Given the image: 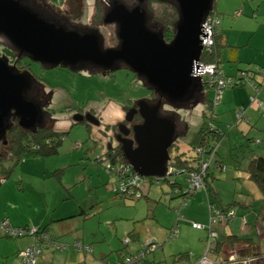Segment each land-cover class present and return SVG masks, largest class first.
<instances>
[{
    "label": "rangeland",
    "instance_id": "1",
    "mask_svg": "<svg viewBox=\"0 0 264 264\" xmlns=\"http://www.w3.org/2000/svg\"><path fill=\"white\" fill-rule=\"evenodd\" d=\"M44 1L59 7L65 5L63 0ZM83 1L86 19H89L96 0ZM216 16L225 46L220 64L204 62L218 64L227 78L235 80L245 73L247 77L254 74L259 83L264 81V0H218ZM98 28L105 47L118 44L115 26ZM0 41L6 43L2 36ZM228 45L240 47L238 61L232 62ZM1 51L12 53L6 48ZM22 62L30 64L32 73L52 92V126L61 133L62 144L57 153L49 156L31 155L17 164L6 160L11 172L0 185V219L11 218L12 225L29 230L50 226L49 230L59 242L73 244L81 240L92 248V251H80L74 246L62 251L45 248V257L38 264H120L126 254L151 241L163 245L147 256L146 264H187L186 259L176 261V255L189 252L198 259L206 251L209 229H195L192 223L210 226V203L218 208L222 204H234L238 209V217L228 228L213 225L219 240L227 238L230 227L232 232L241 233L245 229L246 237L259 242L264 253V197L247 175L250 159L255 155L264 156V106L259 103L264 101V88L256 90L250 81L228 87L213 105L216 92L207 85L208 76H205L201 78L205 90L201 101L196 103L200 100L197 95L186 100L187 106H164L165 110L177 114L180 126L176 144L171 148L172 157L178 154L187 159L198 157L196 149L202 147L199 131L210 117L213 125L226 134L209 169L213 180H209L208 190L212 195L202 190L189 196V203L182 210L184 218L179 219L176 208L183 199H172V189L167 183H153L154 177L159 176L145 177L147 183L153 184H144L143 191L147 190L148 194L137 200L120 198L116 193L119 180L109 173L112 162L107 151L110 144H115L116 137L113 130H106V125L122 121L128 105L150 95L151 90L139 77L125 68L103 74L44 67L29 58ZM253 97L257 101L253 102ZM243 102L252 109L246 108V111L241 106ZM81 108L96 111L101 125H93L89 132L86 124L76 123L74 117ZM241 111L243 119L239 118ZM207 144V149L202 147L204 151L213 152L215 147ZM217 163L223 165V169L215 167ZM249 205L253 208L243 207ZM82 210L86 217L81 215ZM59 214L73 217L63 221L66 223L53 222ZM244 216L249 222L247 226L241 222ZM177 223L181 224L179 236L167 242ZM62 225L70 228L64 229ZM5 237L0 238V264H23L16 253L17 246L29 236ZM224 249L225 253L220 251V256L225 255L227 261L211 255L219 264L253 263L238 255V247L232 250L224 246Z\"/></svg>",
    "mask_w": 264,
    "mask_h": 264
},
{
    "label": "water",
    "instance_id": "2",
    "mask_svg": "<svg viewBox=\"0 0 264 264\" xmlns=\"http://www.w3.org/2000/svg\"><path fill=\"white\" fill-rule=\"evenodd\" d=\"M173 1L179 20L170 42L164 39L161 26L151 24L147 0H109L103 22L116 25L118 44L114 47H105L98 29L80 31L55 24L25 0H0V36L19 51V59L27 56L51 68L78 69L88 64L82 67L99 68L103 74L127 68L174 108L187 106L188 98L203 91L201 77L193 73L203 52L202 25L214 12L216 0ZM17 69L6 54L0 53V141L4 143L12 130L11 116L19 119L22 128L36 131L45 110L26 93L31 85L30 72ZM160 104L141 102L144 123L134 128V139H122L126 160L143 177L167 174L170 150L178 137L176 122L159 114Z\"/></svg>",
    "mask_w": 264,
    "mask_h": 264
},
{
    "label": "built area",
    "instance_id": "3",
    "mask_svg": "<svg viewBox=\"0 0 264 264\" xmlns=\"http://www.w3.org/2000/svg\"><path fill=\"white\" fill-rule=\"evenodd\" d=\"M220 20L216 16V14H210L205 22L202 25V35L201 41L203 46L202 56L199 62L195 64L193 75L199 76L201 78H207V85L211 86L210 88L215 89L216 97L214 100V104L219 102L221 93L228 87H235L241 84H245V82L250 81L249 83L253 86L254 89L260 90V87L253 81L255 75H251L247 77L245 73H242L241 77H236L235 80L232 78H227L224 74V71L220 68V66L216 63H205L202 57L205 54L213 53V50L216 45V36L220 32ZM262 75L264 77V71H262ZM252 101H257L256 98H252ZM264 106V101L259 102ZM243 112L239 113V118L243 119ZM211 131H216L220 135H223L219 129L213 125L210 126ZM231 128V126H230ZM220 143H215L213 147L215 149L213 152L208 150V154L202 147H197V161H195L193 168H184L177 167L175 165H170L169 170L166 175L160 177H154L153 183L161 185L167 183L171 189L173 194L183 195V202L178 208L179 211V219L184 218L182 214V210L189 203V196L194 195L196 192L201 190H206L205 178L208 176L209 169L213 164L211 161L216 158V153L218 150V146ZM217 168H222L223 165L217 163L214 164ZM109 173L111 175L116 176L119 180L118 190L120 194H131L136 199H141L143 197L142 185L148 182L147 178L138 175L130 164H120L118 166H112L109 169ZM210 207V226H205L197 222H193L192 226L195 229H209V237L207 239V249L202 254V256L198 259V261H194L191 264H219L213 260L211 257L212 254H215V250L217 247V232L213 229V225H225L229 222L233 221L237 216V211L235 208L230 209H222L214 206L213 204H209ZM244 223H248L247 219H243ZM179 227L178 223L175 227H173L170 231V235L167 239L168 242H172L179 236ZM0 230L5 234L12 237H23L27 234L35 235V243L33 246L27 248L23 252V260L25 264H35L36 259L41 255L42 248L44 246H53L57 249H64L67 247L66 244H61L58 241H55L54 238L47 234L43 233L39 237L36 234H40L38 228H33L31 230L23 229L20 227H16L11 224V222L7 219H0ZM126 243H129V240H126ZM163 244L156 242L145 243L141 246V249L134 253L126 256L122 264H142L143 259L147 256L148 253L156 251ZM74 246L78 250L84 251H92V248L89 245H84L81 241L74 242Z\"/></svg>",
    "mask_w": 264,
    "mask_h": 264
},
{
    "label": "flooded vegetation",
    "instance_id": "4",
    "mask_svg": "<svg viewBox=\"0 0 264 264\" xmlns=\"http://www.w3.org/2000/svg\"><path fill=\"white\" fill-rule=\"evenodd\" d=\"M26 3L35 11L43 13L45 18L55 24L58 25H65L69 27L70 29L77 28L80 31L84 30H89V29H99L98 27L104 26V13H105V8L109 2V0H102L104 1L105 8H104V13L102 12V19L100 24L97 25L96 20H95V15L97 13V1L94 5L93 13L91 16H89V19H86L85 13L86 9L84 6V1L83 0H63V5L62 7L52 5L51 3L44 1V0H25ZM102 2L100 7H102ZM153 21V20H152ZM151 24L154 26H159L158 23L152 22ZM113 26L116 27L115 24H112ZM116 33V30H115ZM164 35H166L164 33ZM163 35V36H164ZM164 39L167 42H170L166 36H164ZM10 49L12 53L8 55L6 54L9 59L11 64H15L19 70H24V71H29L31 76H29L31 80V85L27 90V95L28 97L38 103L39 105H43L45 107L44 112L41 115L40 118V126L35 129L36 131H32L29 129H24L19 125V119L16 116H11V121L12 124V130L8 135V141L7 143H4V141H0V164H5L7 165L6 160H10L12 163H15L14 157L12 156V152L14 149V139L13 136L14 133L18 132L21 130L22 132L25 133H39L42 131H48L51 129L53 131H56L53 126H52V121H53V113L50 110V106L52 105V92L48 91L47 86L42 83V81L37 78L36 75L32 73L30 70V64H23V60L25 58H28L27 56L21 55V58L19 59V51L12 45L6 44L5 42L0 41V53H3L1 50L2 49ZM23 56V57H22ZM30 59V58H29ZM31 60V59H30ZM33 61V60H32ZM43 65V64H42ZM44 67H48L46 65H43ZM82 66H89L88 64L86 65H81L79 68L75 69H69L71 71H76V72H89V70H95V72L103 73V71L99 68H91L89 69L86 68L84 69ZM83 68V69H82ZM17 69V70H18ZM127 69V68H125ZM130 70V69H129ZM146 87H148L151 90L150 95L147 98L140 99V101H136L128 105L125 109V117L123 118L122 121L118 122L117 124L111 126V125H106V130H113L115 137H116V142L115 144H110L108 151H107V156L112 162V166H116L117 163L120 164H129V162L126 160L124 156V150H123V141L122 139H134L135 132L134 128L142 123H144V118L141 115V102H146V104L150 106H156L158 105L159 101H161L160 104V111L159 114L163 117H169L172 118L176 122V127H177V132H179L180 126L178 125V120H177V114L173 112V110H165L164 106H171L169 104V100L161 95L159 92L155 91L153 88H150V85L147 82H144V80H141ZM205 93V90L203 88L202 92H198V98L201 101L203 95ZM173 107V106H172ZM78 113L75 115L74 119L76 123H83L87 125V128L89 127L90 129L92 128L93 125L100 126L101 125V120L100 116L96 113V111L92 110L89 112V110L85 111L82 108L79 109ZM82 117L81 121H78V118ZM184 123V122H183ZM88 128V130H89ZM13 131V132H12ZM58 132V131H56ZM60 133V132H58ZM43 135H46V132L43 133ZM62 139V138H61ZM137 146V144H135ZM6 150V153H4ZM117 154L121 155V158L125 160H120L121 158L119 156H116ZM112 158H115V160H112ZM125 161V162H124ZM131 165V164H130ZM173 165V164H172Z\"/></svg>",
    "mask_w": 264,
    "mask_h": 264
},
{
    "label": "trees",
    "instance_id": "5",
    "mask_svg": "<svg viewBox=\"0 0 264 264\" xmlns=\"http://www.w3.org/2000/svg\"><path fill=\"white\" fill-rule=\"evenodd\" d=\"M96 1H97V13L95 15V20H96V23L98 25L101 22V19H102L101 13L102 12L104 13V8H105L106 4L102 0H96ZM126 1L129 3H133L135 0H126ZM101 2L103 3L102 4L103 8L100 7ZM216 3H217V0L215 1L214 12L211 14H216ZM146 6H147V9L152 16L151 21L153 20L152 22L158 23L159 26H161V28L163 29V34L164 33L166 34L164 36H166V38H168V40L172 41L173 38L175 37V28H176V24L179 20V10H178L176 3L173 0H147ZM224 46H225V43L223 42V36L219 32V34L216 36V45H215V48L213 50V53L205 54L202 57L203 61H205V62H216V63L220 64L221 54H222L221 50H222V47H224ZM238 49H239L238 47L229 46V54H230L232 62L237 59ZM90 72L94 73L95 70H90ZM253 81L260 88L262 87V83L260 84L259 82H257L255 80V77L253 78ZM238 86H240V85H238ZM206 90H208V89H206ZM206 102H208V100H206ZM213 105H214V103H213ZM213 121L214 120L212 119V117H210V121L203 123L201 126V129L199 131L200 146L204 147V149H207L206 148L208 145L207 142L211 143V145L213 146L216 142L220 143V141L223 139L222 136L225 135V134L220 135L219 133H216V131H211L210 126L213 125ZM214 127H216V126H214ZM216 129L217 130L219 129L221 131V129L219 127H216ZM44 132H46L45 136L43 135ZM89 132H91L90 128H89ZM11 136H13V139H14V149L12 152V156L14 157L16 164L21 159L28 157V156H31V155L32 156H49V155L55 154L58 152L59 147L62 144L61 133H58V132L53 131L51 129L49 130V132L48 131H42L39 133H25V132H22L21 130H19L18 132L14 133V135H11ZM205 151L207 154L209 153L208 150H205ZM170 153H171V150H170ZM116 156H119L121 158L120 154H117ZM112 160H115V158H112ZM120 160H125V159L121 158ZM195 161H197V158H195V157H193L191 159H185L183 154H180V155L178 154L177 156L172 157V160L170 163L175 165V166H178V167L193 168ZM10 172H11L10 166H6L4 163L0 164V185H1V182L3 180H5V176L7 174H9ZM247 174H248L249 180H251L252 182H254L257 185V187L259 188L260 192L262 193V195L264 197V156L255 155V156H253V158L250 159V163L248 164ZM210 176H211V174L209 172L208 176L204 180L205 183L208 181ZM151 184H153V183H151ZM163 184H161V185H163ZM142 192H143V196H146V195H144L145 193L143 190H142ZM116 193L120 198L136 199L131 194H125V195L120 194L118 188H117ZM182 196L183 195H180V193L179 194H173V192H172V197L182 198ZM178 208H177V211H178ZM230 208L236 209V207L234 205L233 206L230 205V206L222 208V209H230ZM82 212H84V211H82ZM83 214L86 215L85 213H83ZM3 219L9 220L8 218H3ZM66 219H70V217L66 218ZM231 222H229L228 224H225V225H229ZM247 222H248V220H247ZM46 228H48V227L38 228V231L40 234H36V235L39 237L41 234H43L46 231ZM179 229H180V227H179ZM2 234L8 238L9 237L14 238L12 236L5 235L3 232H2ZM130 234H131V236H135V233L134 234L130 233ZM34 238H36V236ZM217 243L218 244H217V247L215 250V254L217 252H220L221 246H224V245H228V247L231 249H235L238 247V249H237V251L239 252L238 255H240V256L242 255L244 260L251 258L253 263H251L249 261L247 264H264V261H261L262 258H264V253H262L260 251V249L256 246V243L250 237H244L243 238V237H240L238 235H230V236H227V238L223 241H221L217 238ZM153 253H155V251L148 253L147 256L150 254H153ZM130 254H134V253H130ZM130 254H126L124 256V258ZM147 256L143 259L142 264H146L148 262ZM190 257H191L190 253L186 252V253L177 254L175 259L176 260L186 259L189 261ZM124 258H123L122 262L124 261ZM190 263H193V261H189L187 264H190ZM242 263H243V261H242ZM223 264H228V263L223 262Z\"/></svg>",
    "mask_w": 264,
    "mask_h": 264
},
{
    "label": "crops",
    "instance_id": "6",
    "mask_svg": "<svg viewBox=\"0 0 264 264\" xmlns=\"http://www.w3.org/2000/svg\"><path fill=\"white\" fill-rule=\"evenodd\" d=\"M219 2H220V0H219ZM217 3H218V0H217ZM217 3H216V5H217ZM221 33V32H220ZM223 36V35H222ZM223 42H225V39H224V37H223ZM229 46H232V45H228V47ZM235 46V45H234ZM235 47H238V46H235ZM223 48V47H222ZM239 49H240V47H238ZM239 49H238V54H239ZM222 51V50H221ZM238 58H239V55H237V59L235 60V61H238ZM234 62V61H233ZM262 84H264V81L262 80V82H261ZM260 83V84H261ZM262 89L264 88V85H262V87H261ZM260 88V89H261ZM261 89V90H262ZM241 106H243L245 109L247 108V109H252V107H249L250 105L249 104H247V102H243L242 103V105ZM247 109H246V111H247ZM249 111V110H248ZM248 113V112H247ZM252 119V118H251ZM226 135V134H225ZM185 158V157H184ZM185 159H187V158H185ZM248 175V174H247ZM212 178V176H210L209 177V179H208V181L205 183L206 184V190L208 191L207 192V194L209 193V195L211 194V192H209V190H208V186H209V180ZM213 179H211V181H212ZM251 181V180H250ZM146 185H151V183H146L145 184V186ZM143 186V185H142ZM142 190H143V188H142ZM202 191V190H201ZM200 191V192H201ZM144 193L145 194H148V192H147V190H144ZM197 193V192H196ZM144 194V195H145ZM262 194V193H261ZM212 195V194H211ZM263 196V195H262ZM178 198V197H177ZM172 199H175V197H172ZM209 200H210V198H209ZM230 205H234V204H228V205H223L222 204V206H221V208H225V207H228V206H230ZM235 206V205H234ZM236 207V206H235ZM244 208H246V209H251V207L252 206H243ZM237 208V207H236ZM253 208V207H252ZM176 210H177V208H176ZM237 210V217H238V209H236ZM82 211H84V210H82ZM75 213V212H74ZM83 213H85L86 214V212L84 211V212H81V215H83L84 217H86V215H84ZM69 217H73V216H67V215H58V216H56V218H54L53 219V222H63L66 218H69ZM247 219V217H243V219ZM10 221H11V223H14V221H12L11 220V218H8ZM235 221V219L229 224V225H231L233 222ZM243 224H244V226H247L248 225V223H244V221H241ZM17 223V222H16ZM63 223H66V221L65 222H63ZM18 224V223H17ZM24 223H20V225H23ZM229 225H226V226H222L223 228H228L229 227ZM28 226V225H27ZM63 226V228L64 229H69L70 228V226L69 225H62ZM180 226H181V224H180ZM49 229H51L50 228V226L48 227V228H46V231L44 232V233H47V234H49V235H51L53 238H54V240L55 241H58L59 242V240H58V238L56 237V235L55 234H53L52 232H51V230H49ZM217 229V228H216ZM180 230V229H179ZM218 230V229H217ZM222 231H223V229H222ZM221 231V232H222ZM231 231V232H230ZM247 233V230H245L244 229V231L242 230L241 231V233L240 232H232V227H230V230L228 231V232H226V235L227 236H230V235H238V236H240V237H246V234ZM240 234V235H239ZM241 235H244V236H241ZM25 236H29V237H26V238H24L22 241H20L19 243H18V246H17V255H19L20 257H21V260H22V263L23 264H25L24 263V260H23V252L27 249V248H29V247H31V246H33V244L35 243V238L32 236V235H30V234H28V235H25ZM24 236V237H25ZM1 237H5L4 235H2V233L0 232V238ZM169 237V236H168ZM208 237H209V235H208ZM250 237V236H249ZM5 238H7V237H5ZM252 239H253V241L256 243V246L260 249V251L262 252V249H261V246L259 245V242H256L255 240H254V238L253 237H251ZM208 239V238H207ZM221 240V239H220ZM77 241H80V240H77ZM1 242V241H0ZM168 242V241H167ZM59 243H61V242H59ZM81 243H83L82 241H81ZM61 244H66L67 245V247L66 248H64V249H59L60 251H62V250H65V249H68V248H71L72 246H74V243L73 244H70V243H61ZM84 244V243H83ZM128 244V243H127ZM85 245V244H84ZM225 247L226 246H228V245H224ZM224 246H221V251H223L224 253H225V249H224ZM75 247V246H74ZM90 247V246H89ZM48 249V248H55V247H53V246H44L43 248H42V253H41V255L36 259V263L35 264H38V262H39V260L41 259V258H44L45 256V254H44V249ZM55 249H57V248H55ZM231 249V248H230ZM78 250V249H77ZM233 250V249H232ZM80 251H84V250H80ZM137 251H139V250H137ZM137 251H135V252H137ZM135 252H133V253H135ZM194 253V252H193ZM128 254H130V253H128ZM237 254V253H236ZM194 254H192V257H190V260L189 261H196V260H198L196 257H195V255L193 256ZM215 255H217L218 257H216L217 259H224V261L225 260H227V258L225 257V255L223 256V257H221L220 256V252H217ZM190 256H191V254H190ZM221 257V258H220ZM249 259H251V258H249ZM249 259H246V260H249ZM176 261H178V260H176ZM121 264V263H120Z\"/></svg>",
    "mask_w": 264,
    "mask_h": 264
}]
</instances>
